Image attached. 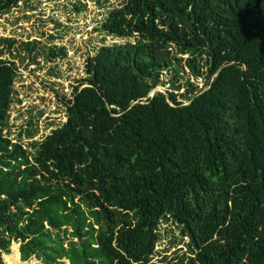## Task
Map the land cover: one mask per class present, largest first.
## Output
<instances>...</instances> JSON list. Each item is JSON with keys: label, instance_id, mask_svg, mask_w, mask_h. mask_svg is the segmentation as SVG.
<instances>
[{"label": "trees", "instance_id": "trees-1", "mask_svg": "<svg viewBox=\"0 0 264 264\" xmlns=\"http://www.w3.org/2000/svg\"><path fill=\"white\" fill-rule=\"evenodd\" d=\"M95 30L132 40L86 57L30 149L5 135L15 59L66 48L0 40V264L12 241L20 260L149 264L163 222L188 237L178 264H264V0H122ZM184 67L202 89L175 90Z\"/></svg>", "mask_w": 264, "mask_h": 264}, {"label": "rangeland", "instance_id": "rangeland-1", "mask_svg": "<svg viewBox=\"0 0 264 264\" xmlns=\"http://www.w3.org/2000/svg\"><path fill=\"white\" fill-rule=\"evenodd\" d=\"M121 1L26 0L19 1L7 13L0 15V40L36 39L44 47L55 44L66 48L64 56L51 60L39 57V63H31L26 58L22 62L15 59L19 74L14 82V102L9 111L10 126L5 130V135H8L12 142L17 141L24 148L30 149L31 142L42 141L48 136L53 128L66 119L62 98H69L72 86L85 75L86 57L93 54L102 42L132 40L102 35L95 30L106 10ZM75 2L81 3L80 9L74 7ZM4 56L8 58L10 55L5 53ZM172 74L166 70L162 75L166 84L157 86L152 92L167 91L170 87L167 80ZM187 78L197 89L203 88L202 77L193 76L190 70L184 67V72L180 73L176 80V83L181 84L176 91L180 92L185 88ZM29 120H32V125H28ZM26 126L35 131L33 139L28 138L25 133L19 134ZM160 225L162 236L156 242L149 264H178L181 258L187 256L185 242L188 237L181 233L177 224L163 222ZM1 258L3 264H44L35 256L20 260L18 242H11L9 252L1 254ZM64 264L69 263L64 261Z\"/></svg>", "mask_w": 264, "mask_h": 264}, {"label": "water", "instance_id": "water-1", "mask_svg": "<svg viewBox=\"0 0 264 264\" xmlns=\"http://www.w3.org/2000/svg\"><path fill=\"white\" fill-rule=\"evenodd\" d=\"M150 93H151V92H150ZM152 93H153V92H152ZM152 93H151V94H152Z\"/></svg>", "mask_w": 264, "mask_h": 264}, {"label": "clouds", "instance_id": "clouds-1", "mask_svg": "<svg viewBox=\"0 0 264 264\" xmlns=\"http://www.w3.org/2000/svg\"><path fill=\"white\" fill-rule=\"evenodd\" d=\"M13 242V241H12Z\"/></svg>", "mask_w": 264, "mask_h": 264}]
</instances>
